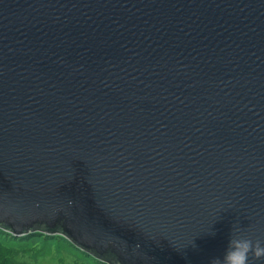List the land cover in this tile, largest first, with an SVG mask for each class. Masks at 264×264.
<instances>
[{
  "label": "water",
  "instance_id": "95a60500",
  "mask_svg": "<svg viewBox=\"0 0 264 264\" xmlns=\"http://www.w3.org/2000/svg\"><path fill=\"white\" fill-rule=\"evenodd\" d=\"M235 226L264 241V0H0V228L210 264Z\"/></svg>",
  "mask_w": 264,
  "mask_h": 264
},
{
  "label": "rangeland",
  "instance_id": "374dc122",
  "mask_svg": "<svg viewBox=\"0 0 264 264\" xmlns=\"http://www.w3.org/2000/svg\"><path fill=\"white\" fill-rule=\"evenodd\" d=\"M8 245L17 246L24 251L21 260L29 264H102L61 237L36 234L27 238H15Z\"/></svg>",
  "mask_w": 264,
  "mask_h": 264
},
{
  "label": "clouds",
  "instance_id": "9594fccd",
  "mask_svg": "<svg viewBox=\"0 0 264 264\" xmlns=\"http://www.w3.org/2000/svg\"><path fill=\"white\" fill-rule=\"evenodd\" d=\"M250 258L251 261H264V241L241 234V228L235 226L223 259L214 258L210 264H251Z\"/></svg>",
  "mask_w": 264,
  "mask_h": 264
},
{
  "label": "trees",
  "instance_id": "16d2710c",
  "mask_svg": "<svg viewBox=\"0 0 264 264\" xmlns=\"http://www.w3.org/2000/svg\"><path fill=\"white\" fill-rule=\"evenodd\" d=\"M36 234H38V235L42 234V235L48 236V237L53 236L52 234H48L46 232H42V231L36 230V231H32L29 235L23 236V237L27 238L29 236H33V235H36ZM54 236L64 238L69 243L74 245L71 242V240H69L65 236H61V235L60 236L54 235ZM23 237H16V238L18 239V238H23ZM14 240H15V237L13 235L7 233L5 230L0 228V264H29L26 261L21 260V257H23L22 253L24 251H21L19 248H17V246L8 245V243H11ZM79 250L81 251V249H79ZM83 253L90 255L89 257H91L92 259H94L97 262H101L102 264H109V263H107L105 261L97 259L96 257L91 255L90 253H86V252H83Z\"/></svg>",
  "mask_w": 264,
  "mask_h": 264
}]
</instances>
